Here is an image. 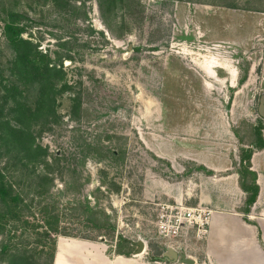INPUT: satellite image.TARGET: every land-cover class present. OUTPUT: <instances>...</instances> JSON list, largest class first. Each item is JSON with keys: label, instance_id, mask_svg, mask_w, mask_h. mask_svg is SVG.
Instances as JSON below:
<instances>
[{"label": "rangeland", "instance_id": "374dc122", "mask_svg": "<svg viewBox=\"0 0 264 264\" xmlns=\"http://www.w3.org/2000/svg\"><path fill=\"white\" fill-rule=\"evenodd\" d=\"M7 21L61 68L54 113L32 122L48 150L39 162L2 134L17 120L2 90L13 80ZM36 91L21 100L34 106ZM263 94L264 0H0V166L22 218L44 231V206L79 235L51 231L56 264H239L250 240L222 244L209 223L247 206L238 170L264 137ZM20 223L7 221L11 248L51 264L39 252L50 239Z\"/></svg>", "mask_w": 264, "mask_h": 264}, {"label": "trees", "instance_id": "16d2710c", "mask_svg": "<svg viewBox=\"0 0 264 264\" xmlns=\"http://www.w3.org/2000/svg\"><path fill=\"white\" fill-rule=\"evenodd\" d=\"M14 17V16H13ZM12 17V18H13ZM15 18V17H14ZM23 27L18 23L7 21L5 25V34L11 44L14 52V57L11 61V71L13 80L4 85L5 101L11 102V112L16 117V123H9V120L5 121L3 128H8L7 131L2 132L5 137H10L12 142L15 143V147L18 151V157L27 159L33 162H39L47 158L48 150L41 145L36 144L34 131L32 129V122L37 116L45 114L50 115L54 113L56 106V94L59 92L56 87V82L52 79L54 73H58L61 70L56 64H51L46 59L42 50L37 48L34 42L22 35ZM37 88L35 105L30 106L27 102L21 100L25 91L29 90L30 86ZM64 85H66L64 83ZM260 144L257 146H264V137L260 136ZM252 149H249L246 154L242 156V162L244 168L238 170L241 173L240 184L248 191L246 198L247 209L257 198L259 192V185L256 182L257 174L252 170L250 158ZM28 163V162H27ZM249 174L251 176L250 183L244 181V175ZM47 177V176H46ZM43 177V178H46ZM0 200L3 202V206L0 209V232H2L3 238L0 239V258L7 261L8 264H40L39 259H36L32 254L31 249L33 247H19L18 245L11 248L9 244L10 236L5 235V227L9 219H17L23 223H29V230L47 236L48 247H45L46 243L40 241V236L37 238L41 243L42 248L40 253L44 254L49 252L51 264L54 262V256L56 252V239L52 237L51 231L55 233H62L65 235L79 236L75 233L60 231L58 224V215H44L47 208L42 207L43 216L47 224V229L39 231V225L36 222L28 221L27 218H22L18 206L20 205L21 197L12 185V182L6 179V174L0 166ZM49 213V212H48ZM23 228V227H22ZM10 232V230H8ZM83 238L95 239L92 236L84 235ZM118 253L128 254L130 251L117 250Z\"/></svg>", "mask_w": 264, "mask_h": 264}, {"label": "crops", "instance_id": "0c3cea01", "mask_svg": "<svg viewBox=\"0 0 264 264\" xmlns=\"http://www.w3.org/2000/svg\"><path fill=\"white\" fill-rule=\"evenodd\" d=\"M223 66L228 67L227 65ZM205 70L209 72L210 75L215 76V72L211 71L209 68H205ZM231 72L234 75V71L232 70ZM231 83L235 84V80L232 79ZM262 152H264V146H257L256 149H252L250 158V168L256 172V182L259 185V192L256 200L251 205H249L248 209L245 208V210H243L244 212H220L219 216L221 222H218V217V221L215 222L214 220H211L209 223V229L211 232L215 233V236L222 238V244L223 242H229V240H232L234 244L235 239L241 237H246V239L250 240L248 245L245 247L247 248L246 251L249 253V255L247 257L234 256V258L237 259V263L239 264H256L257 262L264 264V255L261 256L264 254V182L260 178L261 171L258 167H256V163H258L260 159L259 154ZM238 173L240 177L237 179V185H239L242 191L246 192L248 195V191H246L240 184V179L242 176L239 171ZM251 253H253V255ZM207 257L211 262H213L212 258L209 256ZM241 258H244V260L241 261ZM54 264H56V262H54Z\"/></svg>", "mask_w": 264, "mask_h": 264}, {"label": "water", "instance_id": "95a60500", "mask_svg": "<svg viewBox=\"0 0 264 264\" xmlns=\"http://www.w3.org/2000/svg\"><path fill=\"white\" fill-rule=\"evenodd\" d=\"M259 112L262 116H264V94L260 98V103L258 106ZM146 250V242L144 240H138L137 241V248L134 250L135 254L143 253ZM168 254V253H167ZM180 261H186L190 264H193L196 262V259L192 257H186L184 254L181 255Z\"/></svg>", "mask_w": 264, "mask_h": 264}, {"label": "flooded vegetation", "instance_id": "af4514ba", "mask_svg": "<svg viewBox=\"0 0 264 264\" xmlns=\"http://www.w3.org/2000/svg\"><path fill=\"white\" fill-rule=\"evenodd\" d=\"M261 98V97H260ZM258 111H259V109H258ZM260 113V112H259ZM261 115V114H260Z\"/></svg>", "mask_w": 264, "mask_h": 264}, {"label": "bare ground", "instance_id": "6f19581e", "mask_svg": "<svg viewBox=\"0 0 264 264\" xmlns=\"http://www.w3.org/2000/svg\"><path fill=\"white\" fill-rule=\"evenodd\" d=\"M135 255H138V254H135Z\"/></svg>", "mask_w": 264, "mask_h": 264}]
</instances>
